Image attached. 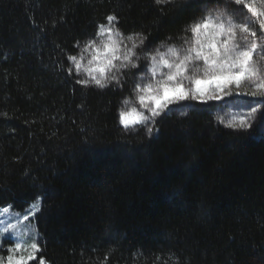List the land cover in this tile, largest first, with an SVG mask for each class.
<instances>
[{
  "label": "trees",
  "instance_id": "trees-1",
  "mask_svg": "<svg viewBox=\"0 0 264 264\" xmlns=\"http://www.w3.org/2000/svg\"><path fill=\"white\" fill-rule=\"evenodd\" d=\"M226 0H0V208L38 209L27 264H264V137L190 103L123 129L129 74L78 83L69 56L108 16L121 36L179 47ZM262 54H264L262 52ZM70 70V71H69Z\"/></svg>",
  "mask_w": 264,
  "mask_h": 264
},
{
  "label": "rangeland",
  "instance_id": "rangeland-1",
  "mask_svg": "<svg viewBox=\"0 0 264 264\" xmlns=\"http://www.w3.org/2000/svg\"><path fill=\"white\" fill-rule=\"evenodd\" d=\"M163 1H169V0H163ZM229 2V4L232 5L229 6V10L226 9H216L212 13H210L205 18H210L212 21L213 27L219 31V26L223 25L224 32L221 33V35L218 37V44H222L224 40L229 39V36H231V33H227V30L229 27H232L233 25H240L244 24L248 28L247 33H242L239 29V27L233 28V31L235 32V35L231 38L229 47L231 51L229 52V56L232 59H235L237 56H240L241 53L249 52L250 53V59L247 67L249 68V71L245 73L244 77L241 80L240 87L237 88L235 83L227 84L225 87V91L230 92V95H222V98L219 100H193L190 97L185 100H177L175 99V94L170 93L169 95L173 97V102L169 104L166 108H163L160 111V115L166 114V113H176L179 116H182L186 113L190 103L192 102H199V103H214L219 104L216 111H215V117L216 121L229 128L234 130H247L252 125H254L258 117L262 115V119L260 121V131L261 136L264 137V97L262 96H251L250 94L252 91L256 90L255 85L260 84L261 82H264V28L261 27V19H264V17H256L253 16L246 7H244L243 3L237 4L236 0H226ZM247 3L254 4L255 7H257L260 10H264V0H246ZM219 15V19H217V16ZM205 18L200 21L199 23H203ZM115 25V21L113 20L111 23L107 20L105 26L107 28L113 29V26ZM100 26L99 29L102 27ZM205 30L202 28L201 33H203ZM209 32L212 31V29L208 30ZM99 33V30H98ZM97 33L96 37L87 42L86 44L82 45L79 48L78 55L76 56L77 59L81 62V69L79 72L76 71L74 64L70 61L71 71L72 73L77 77V79L80 80H91V77L88 75L87 72L83 71V65L87 63L88 60L92 59L93 56V50L91 47H88L90 44L95 43L97 47L102 51V46L99 45V41L101 39H104L106 41L107 39V33H105L103 36L99 35ZM227 33V34H225ZM247 37V39H244L243 37ZM114 39L117 41V43L120 46L121 52L120 55H122L123 50L125 49V46L127 45L126 37L120 36L116 37L113 34ZM202 42H207L205 37L201 35L199 37ZM196 39V36L191 33V36L179 47H172V46H159L156 48H151L147 45L142 44L140 47H138L136 51V55L141 57L137 64L141 67V71H137V69H121L118 73V76L121 77L119 80V83L113 81L108 86H118L120 87L123 82L126 81V74L130 75L133 90L137 87V84H140L141 78L146 77L147 79L143 80V84H150L155 83V81L164 79L167 75V73L170 71L169 69L165 68L163 65L159 64L160 57L157 56V66L160 68V71L156 73L155 78L153 79L151 69L153 67V63L151 60V55H155L157 51L164 53L165 58L169 60L175 59L174 57H171L168 53L169 48H174L179 56H184L187 54V49L191 47L193 41ZM253 45H255V48H253ZM85 47H88V51L84 52L82 49ZM223 52V49H221V53ZM192 55H195L194 53ZM114 64L120 63V61H114ZM204 68V62L203 60H193L188 67L187 72L185 73V76L187 77H195L200 79H205L204 72L202 69ZM194 69H200V71H193ZM116 69H112V72H115ZM241 69L239 67L232 68L231 72L233 74L240 72ZM106 75H109V73H106ZM173 83H180L185 90H190L194 87L192 81L190 79H185L183 77L177 78V81L170 82V84ZM87 86H91L94 88H99L94 83H88ZM106 86V87H108ZM204 87H211L209 85H204ZM122 107V105H121ZM252 108H256L257 111L249 117V113L252 111ZM146 115H150V113L147 112V110H144ZM160 115L156 117H152V120L147 122V126L143 124L138 125H130L128 127H125L124 125H121V127L127 131H132L136 129L137 127H144L149 133L148 129L152 128L154 120L159 117ZM245 119L250 121V126L247 129L242 128H230L227 125L229 123H239L241 119ZM119 121H120V113H119ZM38 209L37 205H32L29 207V209L26 210L25 213H15L13 212L9 207L0 208V264H9V257L11 256L14 260L19 259L20 257H28L29 253L32 252L31 245L33 243H36L38 248L41 249L39 244V238L36 233L35 227L33 225V217ZM17 246L19 247V250H17ZM39 253V252H38ZM35 256H37V254ZM35 259H26L25 264L29 263L30 261H33Z\"/></svg>",
  "mask_w": 264,
  "mask_h": 264
},
{
  "label": "snow or ice",
  "instance_id": "snow-or-ice-1",
  "mask_svg": "<svg viewBox=\"0 0 264 264\" xmlns=\"http://www.w3.org/2000/svg\"><path fill=\"white\" fill-rule=\"evenodd\" d=\"M158 3H160V0H158ZM236 3H243L244 7H246L253 16L264 17V10L258 9L254 4L247 3L246 0H236ZM115 19L116 18L114 16L107 17V20L110 23ZM217 19H219V15L217 16ZM260 23L261 27L264 28V19H261ZM235 27H239L242 33L248 32V28L244 24L233 25L227 30V33H231L229 39L224 40L222 44H218V37L224 32L223 25H220L219 31H217L213 27L211 19L205 18L202 24L196 23L191 26V31L196 36V39L193 41L191 47L187 49L186 55L182 57L179 56L174 48L168 49L170 56L175 58L173 60L165 58L164 53L159 51H157L155 55H151V60L153 63L151 73L153 79L155 78L156 73L160 71V68L157 66V56L160 57L159 64L163 65L170 71L167 73L164 79L155 81V83L146 84L143 88L140 87V84H137L136 90L138 92L144 93L138 97L142 107H147L145 101L151 97L156 102L148 110L152 117H156L160 115L159 110L166 108L173 102V97L169 95L170 93H174V98L177 100H185L189 97L193 100H219L222 98V95L231 94L230 92L225 91L227 84L235 83L237 88H239L242 78L244 77L245 73L249 71L247 65L249 63L250 53H241L240 56H237L235 59H232L229 56V52L231 51L229 44L231 38L235 35V32L233 31V28ZM202 28L205 30L203 33H201ZM209 29H212V31L209 32ZM105 33H107V39L103 42L102 51L95 43H92L88 46L92 48L93 56L89 61L90 67H88L86 71L89 72L91 80L98 87H104L102 80L107 79L108 75H106V73L110 74L112 73V69H116V64L113 63L114 61L123 62L131 58L130 56L120 55L121 49L113 37V29L102 26L99 29L98 34L104 35ZM201 35L205 37L207 41L206 43L202 42L199 38ZM243 38L247 39L246 36ZM144 43L145 40L142 42V44ZM88 47L84 48L85 52L88 51ZM253 48H255V45H253ZM221 49H223L222 53ZM128 51L131 52L130 49ZM193 53L195 55H192ZM201 59L204 62V68L202 71L204 72L205 79L197 78L195 75L193 77L185 76V73L187 72L191 62L193 60L199 61ZM68 60L74 64L76 71L79 72L82 67L80 60L75 56H69ZM236 67H239L241 71L233 74L231 69ZM134 69L141 71V67L138 65ZM97 71L99 72V78L96 75ZM197 71H200V69H197ZM179 77L190 79L194 87L190 90H185V88L180 83L170 84V82L177 81V78ZM77 82L82 85L88 84V81L86 80H80ZM204 85H209L211 87H204ZM255 87L259 91L254 90L251 93L246 94H250L253 97L258 95L264 97V82L255 85ZM256 111V108H252V111L249 113V117H251ZM126 115L127 114L124 112L120 113V123L125 127L130 125H138L141 123L140 114H137V119L131 122L125 119ZM227 126L230 128L247 129L250 126V121L242 118L239 123H229ZM148 131L151 132L152 129L149 128ZM19 247L20 246H17V250H19ZM31 249L32 252H30L26 258L20 257L19 259L14 260L10 256L9 264H13V262H15V264H25L26 259H36L35 254L40 252L41 249L38 248L36 243L31 245ZM40 264H44L42 259Z\"/></svg>",
  "mask_w": 264,
  "mask_h": 264
},
{
  "label": "clouds",
  "instance_id": "clouds-1",
  "mask_svg": "<svg viewBox=\"0 0 264 264\" xmlns=\"http://www.w3.org/2000/svg\"><path fill=\"white\" fill-rule=\"evenodd\" d=\"M161 2V0H160ZM158 3V0H157ZM113 34L116 37H120L121 33L113 26ZM103 36V35H101ZM127 40V45L125 47V49L123 50L122 56H130L131 58L127 61H123L118 64H116V71L112 72L108 75L107 79L102 80V83L104 85V87H99L101 89L105 88L106 86H108L111 82L115 81L117 83H119V80L121 79V77L118 76V73L120 72L121 69H134L138 64L137 61L141 58L139 56L136 55V49L138 47H140L142 45V42L146 39L145 36L143 35H128L125 38ZM104 39H101L99 41V45H103ZM131 50V52H129L128 50ZM82 51H84V49H82ZM85 52V51H84ZM91 60V59H90ZM87 61V63L85 65H83V71L87 72L88 75L90 76L89 72L86 71V69L88 67H90L89 65V61ZM194 72L197 71V69L193 70ZM97 77L99 78V72H96ZM147 79L146 77H142L141 78V82H140V87L143 88L144 84H143V80ZM88 81V80H86ZM88 83H93L92 80L88 81ZM144 93L142 92H138L136 90V88H134L133 90V94L131 98L125 97L122 99L121 101V105L122 107L119 109V112H124L126 113V117L125 119L127 121H135L137 119V114H140L141 117V123L145 126H147V122L152 120V116L150 115H146L144 110H147L148 113L149 110L153 104L156 102L155 100H153L151 97H149L145 103L147 104V107H142L140 100L138 99V97L140 95H143ZM13 264H15V262H13Z\"/></svg>",
  "mask_w": 264,
  "mask_h": 264
}]
</instances>
